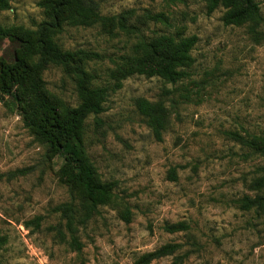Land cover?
<instances>
[{"label": "rangeland", "instance_id": "obj_1", "mask_svg": "<svg viewBox=\"0 0 264 264\" xmlns=\"http://www.w3.org/2000/svg\"><path fill=\"white\" fill-rule=\"evenodd\" d=\"M41 0H9L0 25L37 31L49 21ZM103 16L63 24L53 35L82 63L47 64L43 88L70 106L81 101L76 65L105 90L87 113L82 148L113 202L88 212L71 170L53 156L0 84V264H264V214L243 209L263 158L231 133L264 131V0L260 18L225 24L206 0H94ZM196 36L188 75L173 83L136 72L144 43ZM17 44L0 37V73ZM37 57H34L35 62ZM167 108L158 138L135 99ZM128 208L130 220L121 211ZM186 228L169 231L167 224ZM166 244L170 254L146 259Z\"/></svg>", "mask_w": 264, "mask_h": 264}, {"label": "trees", "instance_id": "obj_2", "mask_svg": "<svg viewBox=\"0 0 264 264\" xmlns=\"http://www.w3.org/2000/svg\"><path fill=\"white\" fill-rule=\"evenodd\" d=\"M209 11L218 5L225 9L222 20L225 24L242 25L256 22L259 18V6L255 0H206ZM49 21H44L37 31L26 30L21 26L0 25V37L15 42L17 47L13 60L2 69L0 84L5 93L13 96L19 106L25 124L48 146L49 152L62 160V164L71 170V179L77 183L83 193L88 212L98 206L113 202L110 189L95 178L93 168L83 154L82 128L85 114H99L104 110L105 90L90 85L81 65H76L77 74L82 75L78 82L81 101L77 106H70L51 96L44 88L38 75L47 64L70 68L72 63H82L83 53L63 50L54 40L63 24L90 26L94 23L118 20L122 23L124 15H101L94 0H41ZM9 0H0V11L7 9ZM196 43V36L175 40L172 36H162L149 43H144L140 63L136 72L148 77L158 76L168 82H177L188 75L192 64L191 50ZM37 60L34 61V57ZM135 105L143 114L155 136L161 137L165 127L167 108L161 101L150 102L143 97L135 99ZM236 140L247 147L252 154L263 158L257 165L250 183L253 196L244 195L239 199L243 209L264 214V131L260 134L231 133ZM122 218L128 222L130 211L124 208ZM186 228L182 222L167 224L169 231ZM177 245L166 244L148 253L151 259L172 253Z\"/></svg>", "mask_w": 264, "mask_h": 264}]
</instances>
